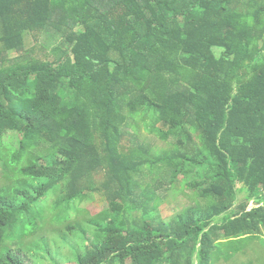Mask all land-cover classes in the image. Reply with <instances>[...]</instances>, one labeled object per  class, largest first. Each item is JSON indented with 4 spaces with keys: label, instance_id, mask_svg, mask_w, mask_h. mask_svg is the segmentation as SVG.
<instances>
[{
    "label": "trees",
    "instance_id": "16d2710c",
    "mask_svg": "<svg viewBox=\"0 0 264 264\" xmlns=\"http://www.w3.org/2000/svg\"><path fill=\"white\" fill-rule=\"evenodd\" d=\"M45 31L64 39L52 61L27 50ZM141 126L169 148L132 146L127 128ZM9 131L19 150L3 147ZM0 162V264L41 246L44 201L88 214L93 196L110 210L79 229L92 243L69 246L76 264H257L264 0H0ZM168 183L204 205L155 219Z\"/></svg>",
    "mask_w": 264,
    "mask_h": 264
},
{
    "label": "rangeland",
    "instance_id": "374dc122",
    "mask_svg": "<svg viewBox=\"0 0 264 264\" xmlns=\"http://www.w3.org/2000/svg\"><path fill=\"white\" fill-rule=\"evenodd\" d=\"M61 35L55 31H45V32H34L27 39V50H33L34 54L48 61H52L56 59V55L54 53L55 49L61 45L63 46V41ZM218 54L221 53V49H216ZM21 54V53H20ZM17 53H10L9 59H14L18 55ZM62 98H65V94H61ZM129 133V141L130 144L136 145V143L148 145L153 152H160L162 150L168 149L169 144L161 142L157 136L149 134L145 131L142 126L139 129H133L131 127L127 128ZM22 140V135L18 132L9 131L6 133L2 139V145L4 148H15V150H19L20 143ZM170 142H174V139H170ZM2 162H0V189L6 185V180L3 177L4 168L2 166ZM182 179L185 178L189 181V183H193V179L199 178L196 174L194 178H188L185 175H182ZM168 192H161L163 190H159L158 193L164 198L162 201V206L159 211L153 214L154 218H158V220L163 221L164 223H170L174 218L182 215L184 211L187 209L195 207L197 204H203L204 202L194 198L192 192L188 189L184 191L183 195H177L172 192L171 185L168 183L166 185ZM246 197V194H241L239 196V203L243 202ZM88 203V204H87ZM84 202L81 204L82 207L87 208L90 212L88 214H84L78 211L76 208V202L67 204L64 203L62 207H58L54 200H50V198L44 201L39 209L43 216V222L40 223L39 227L36 231L42 232L41 236H36L35 243H41L40 247H33V252L28 253L25 258L28 261V264H76L75 258L77 257V250H70V245L74 246L76 249L78 248L79 253L83 254L85 248L89 246L91 242V235L85 237L82 230L84 228L86 230V220L88 218H93L101 214L103 211L110 210L109 203L104 197L93 196L91 202ZM237 204V205H238ZM256 207L255 202L250 204L249 211ZM59 208V209H58ZM152 218V217H151ZM157 222V221H155ZM55 228H61L64 230V233H55ZM32 228L28 225V231H31ZM62 230V231H63ZM33 232V231H31ZM62 240L64 242V248ZM85 240V241H84ZM19 243H23L19 238L17 239ZM61 241V242H59ZM31 241L27 240V244H30ZM52 244V245H50ZM248 243H243L244 247L247 246ZM16 244L12 243L11 249H22L30 250L28 246L19 245L16 248ZM253 259L250 261H257V264H264V253L261 252V248L259 245L251 243L250 245ZM74 251V252H73ZM255 251V252H254ZM248 258H244L246 260ZM222 264H230L226 263L224 260L221 261Z\"/></svg>",
    "mask_w": 264,
    "mask_h": 264
}]
</instances>
